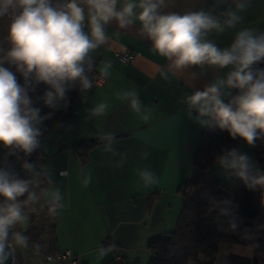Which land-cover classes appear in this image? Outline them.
<instances>
[{"label":"crops","instance_id":"crops-1","mask_svg":"<svg viewBox=\"0 0 264 264\" xmlns=\"http://www.w3.org/2000/svg\"><path fill=\"white\" fill-rule=\"evenodd\" d=\"M123 3L120 0L117 6ZM239 3L245 5L243 10L237 8ZM161 11H204L214 16L224 30H211L205 40L220 49L229 48L242 29L264 34V0H166ZM228 12L241 17L233 27L226 25ZM83 30L90 32L86 8ZM104 31L105 43L86 58H97L96 72L104 83L79 98L66 120L40 137L39 170L31 187L45 203L55 251L69 250L81 264H105L113 253L127 264H147L151 257L147 243L166 236L177 223L182 184L194 175L193 153L207 126L199 122L187 98L226 79L233 66L203 64L176 70L153 50L138 20L124 28L112 20ZM121 51L132 53L133 60L122 62L115 55ZM126 93L140 100L139 113L132 110L133 97ZM221 94L229 103L238 90L222 87ZM102 104L107 106L103 113L95 114ZM81 141L96 142L85 163L71 149ZM109 145L111 150H106ZM234 148L250 157L256 174L250 146L239 138ZM64 170L67 174L61 175ZM145 171L156 183L145 186L141 177ZM207 175L231 189L239 180L217 158ZM51 192H58L59 199L52 201ZM50 203L58 209L49 211ZM251 258L247 247L220 244L214 264H251Z\"/></svg>","mask_w":264,"mask_h":264},{"label":"clouds","instance_id":"clouds-1","mask_svg":"<svg viewBox=\"0 0 264 264\" xmlns=\"http://www.w3.org/2000/svg\"><path fill=\"white\" fill-rule=\"evenodd\" d=\"M119 2L64 0L54 5L52 0H0V17L12 11L7 37L11 48L6 53L0 49L3 53L0 55V145L11 149L9 155L16 150L31 154L40 145L41 132L37 125L43 118L28 95L31 82H43L51 87L44 97L49 107H56L58 101L65 99V85L69 82L79 80L82 89L90 88L83 62L91 50L105 43L104 25L112 20L121 28L138 20L152 41L153 50L171 61L170 67L176 70L203 64L219 68L233 66L226 79L195 92L187 98V103L190 109L196 110L202 125L214 123L233 139L240 138L249 146L264 138V68L254 67L264 61V34L255 35L250 29H242L229 48L220 49L205 40V36L213 29L223 31L224 25L204 11L164 13L161 9L166 7V0H124L118 10ZM244 7L243 3L237 5L239 10ZM85 8L89 33L83 30ZM137 8L139 12L135 11ZM227 16L228 27L241 19L236 12H228ZM6 63L15 67L24 79L23 84L18 82L15 72L4 66ZM222 87L237 89L238 94L225 103ZM128 96L133 97L132 110L139 113L140 100L134 93H126L125 97ZM106 107L100 105L95 114H102ZM143 119L147 120L148 116ZM106 150H111V146ZM217 163L232 170L247 187L264 188V174H253L250 157L238 149L225 150ZM5 164L0 167V197L3 198L0 200V264L9 258L15 264L17 247L27 244V237L16 227L27 221L24 207L39 198L30 190L33 181L20 178L6 161ZM22 167L27 172L34 170V165L27 162ZM141 177L145 186L156 183L151 172H142ZM50 195L52 201L59 199L58 192ZM231 227L234 229L235 223Z\"/></svg>","mask_w":264,"mask_h":264},{"label":"trees","instance_id":"trees-1","mask_svg":"<svg viewBox=\"0 0 264 264\" xmlns=\"http://www.w3.org/2000/svg\"><path fill=\"white\" fill-rule=\"evenodd\" d=\"M254 67L264 68V61ZM39 115L43 118L37 125L40 139L66 117L67 111L51 108L39 112ZM238 139H233L214 123L208 124L201 132L192 159L194 175L182 184V206L177 223L166 236L147 243L151 256L147 264H214L220 244L247 247L252 251L251 264H264V188H249L239 178L236 187L231 189L207 175L213 161ZM95 144L94 141H81L71 149L85 163ZM250 148L257 173L264 174L263 138L257 139ZM10 151L0 145V167L6 166V161L16 173L25 162L36 165L41 156L39 147L31 154L16 150L15 154L9 155ZM226 201L231 202L229 209L222 207ZM222 209L225 210L223 213ZM232 223L236 225L234 229ZM48 247L49 253L55 251L52 229Z\"/></svg>","mask_w":264,"mask_h":264},{"label":"built area","instance_id":"built-area-1","mask_svg":"<svg viewBox=\"0 0 264 264\" xmlns=\"http://www.w3.org/2000/svg\"><path fill=\"white\" fill-rule=\"evenodd\" d=\"M52 2L54 5H56L57 3H63L64 0H52ZM120 8L121 7L117 6L118 10ZM115 55L125 63L131 62L134 58L133 54L127 51L116 52ZM96 61L97 58L95 57L83 62V67L85 69L84 75L90 80L92 86L88 89H82L79 80L75 82H69L65 85V99L58 101L56 107H49L44 101L45 93L52 90L51 87L43 82L36 83L34 81L33 87L35 92L33 97V107L38 108L40 112L51 108H62V110L67 111L68 115L69 112L72 111L79 98L87 97L95 87L104 83V79L96 72ZM66 117H64V121L66 120ZM234 146L235 144L232 147ZM38 170V164L34 165L33 172H27L22 166L17 168V172L22 175H35L38 173ZM60 174L66 175L67 171H61ZM46 207L51 212H54L58 209V205L54 203H50ZM45 262L54 264H81L69 250L54 251L53 253H49L45 257ZM105 264H127V262L120 255L113 253Z\"/></svg>","mask_w":264,"mask_h":264},{"label":"rangeland","instance_id":"rangeland-1","mask_svg":"<svg viewBox=\"0 0 264 264\" xmlns=\"http://www.w3.org/2000/svg\"><path fill=\"white\" fill-rule=\"evenodd\" d=\"M5 67H9L13 72L16 73L17 80L19 83L23 84V77L16 72V69L12 65H4ZM34 81L31 82L29 87L28 95L31 97L33 92ZM33 106V102H32ZM22 179H31L34 183L35 176L34 175H22L18 174ZM33 185V184H32ZM31 185V186H32ZM32 190V187L31 189ZM33 191V190H32ZM38 198H40V194L38 191H35ZM188 192L192 191L188 189ZM3 198L0 197V200ZM20 199H25V197H21ZM231 206L230 201H226L223 204V208L229 209ZM47 208V207H46ZM25 215L28 217L27 221L23 225H17L16 230L20 231L22 235L27 237V244L24 247H17L15 252V263L17 264H54V263H46L45 257L49 254L50 249L48 247V242L50 240V231L51 227L49 226V216L45 210V203L41 202L39 199L37 202L25 206L23 209Z\"/></svg>","mask_w":264,"mask_h":264},{"label":"water","instance_id":"water-1","mask_svg":"<svg viewBox=\"0 0 264 264\" xmlns=\"http://www.w3.org/2000/svg\"><path fill=\"white\" fill-rule=\"evenodd\" d=\"M11 17H12L11 10H9L8 14L0 17V49L3 50V53H6L11 48V44L7 40V37L9 35V28L11 24ZM3 53H0V55H3ZM5 264H13L12 258H9V260L6 261Z\"/></svg>","mask_w":264,"mask_h":264}]
</instances>
